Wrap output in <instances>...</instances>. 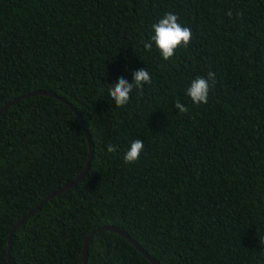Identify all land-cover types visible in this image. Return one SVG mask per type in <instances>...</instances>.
<instances>
[{"label": "trees", "instance_id": "trees-1", "mask_svg": "<svg viewBox=\"0 0 264 264\" xmlns=\"http://www.w3.org/2000/svg\"><path fill=\"white\" fill-rule=\"evenodd\" d=\"M165 13L192 30L167 61L144 48ZM141 69L152 82L115 107L109 87ZM34 90L87 137L54 96L0 112V264L11 228V264H82L89 233L85 264H152L105 225L159 264H264V0H0V108ZM87 140L83 176L27 215L82 170Z\"/></svg>", "mask_w": 264, "mask_h": 264}, {"label": "clouds", "instance_id": "clouds-1", "mask_svg": "<svg viewBox=\"0 0 264 264\" xmlns=\"http://www.w3.org/2000/svg\"><path fill=\"white\" fill-rule=\"evenodd\" d=\"M229 16L232 12L227 13ZM154 34L150 35L148 42L144 43L146 50H151L153 44L163 60H170L178 48H187L192 39V30L189 27L182 26L178 22V16L173 13H165L158 22L152 24ZM152 78L148 70H137L133 73L132 82L124 78H119L118 83L111 85L108 89L109 97L115 104V107L121 108L126 106L130 100V93L134 89L143 90L145 84H150ZM211 82V84H210ZM216 83L215 73L209 71L207 78L197 76L192 79L190 86L186 89V95L190 98L193 105L200 106L209 102V91ZM174 107L179 113H187L188 108L177 101ZM144 142L141 139H135L130 143L128 150L124 154L126 164L136 163L141 152L144 150ZM109 153H116L117 147L111 143L107 145Z\"/></svg>", "mask_w": 264, "mask_h": 264}, {"label": "water", "instance_id": "water-1", "mask_svg": "<svg viewBox=\"0 0 264 264\" xmlns=\"http://www.w3.org/2000/svg\"><path fill=\"white\" fill-rule=\"evenodd\" d=\"M33 94H44V95H49V96H54L55 98H57L58 100L62 101L63 103H65L72 111L73 113L75 114L79 124L81 125L82 127V130H83V133L85 135V137H87V132H86V128H85V125L80 117V115L75 111L74 108H72L70 106V104L68 102H66L63 98L55 95L53 92L51 91H43V90H34V91H31V92H28L24 95H21L19 97H15L14 99H12L10 102L4 104L1 108H0V112L2 110H4L9 104L13 103V102H16L17 100H19L20 98H24L26 96H30V95H33ZM87 143H88V152H87V158H86V161H85V164L82 168V170L72 179L70 180L69 182L63 184L61 187H59L58 189H56L55 191L51 192L50 194H48L46 197H44L33 209H31L28 213L30 214L32 211H34L39 205L43 204L46 200L50 199L51 197H53L54 195L62 192L63 190L71 187L73 184H75L84 174L85 170L87 169V166H88V162L90 160V157H91V143L87 140ZM25 217H22L21 219H19L15 224H14V227L17 226ZM100 229H105V230H111L113 232H116L117 234H119L120 236L124 237L135 249H137L150 263L152 264H159L155 259H153L152 257H150L142 248H140L136 242L134 240H132L126 233H124L121 229L117 228V227H112V226H101ZM13 230V228L10 229L9 233H8V237H7V250H6V260H7V263L8 264H11V261H10V256H9V252H8V248H9V239H10V233L11 231ZM90 236H91V233H89L87 235V237L85 238L84 242H83V245H82V250H81V263L82 264H85V248H86V245L90 239Z\"/></svg>", "mask_w": 264, "mask_h": 264}]
</instances>
